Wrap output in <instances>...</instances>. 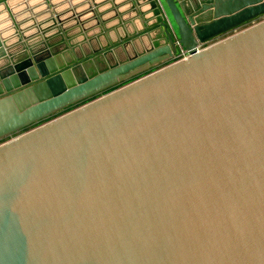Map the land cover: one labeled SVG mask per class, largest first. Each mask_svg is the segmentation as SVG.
Returning a JSON list of instances; mask_svg holds the SVG:
<instances>
[{"label": "water", "instance_id": "obj_1", "mask_svg": "<svg viewBox=\"0 0 264 264\" xmlns=\"http://www.w3.org/2000/svg\"><path fill=\"white\" fill-rule=\"evenodd\" d=\"M129 1L0 36V140L132 80L0 145V264H264V0Z\"/></svg>", "mask_w": 264, "mask_h": 264}, {"label": "crops", "instance_id": "obj_2", "mask_svg": "<svg viewBox=\"0 0 264 264\" xmlns=\"http://www.w3.org/2000/svg\"><path fill=\"white\" fill-rule=\"evenodd\" d=\"M0 3L6 5L5 11L0 13V36L5 42L16 41L21 36L36 38L35 34L50 25L53 18L63 21L60 26L64 30L63 35H58L53 42L67 36H71L70 40L74 42L83 41L87 35L86 41L93 46L105 45L106 34L112 39L118 34L123 35L121 20L128 21L126 27L130 32L134 27H142L135 11L130 9L129 0H17L15 13L7 7V0H0ZM146 7L143 5L142 9ZM130 18L132 21L128 20ZM52 31L55 29L46 34Z\"/></svg>", "mask_w": 264, "mask_h": 264}, {"label": "rangeland", "instance_id": "obj_3", "mask_svg": "<svg viewBox=\"0 0 264 264\" xmlns=\"http://www.w3.org/2000/svg\"><path fill=\"white\" fill-rule=\"evenodd\" d=\"M261 21H264V16H262V17H260V18H258V19H255L254 21H251V22H249V23L243 25V26L240 27V28H237V29H235V30H233V31H231V32H229V33H227V34H225V35H222V36H220V37L214 39L213 41H211V42L208 43L207 45H211V44L217 43L218 41H221V40H223V39L226 38V37H229V36H231V35H234V34L240 32V31H242V30H244V29H246V28H249V27H251V26H253V25H255V24L261 22ZM182 58H183V56L181 55V56L175 58L173 61L181 60ZM162 66H163V65H162ZM158 68H159V67H155V68H153V70L158 69ZM147 73H149V71L146 72V73H143L142 75H145V74H147ZM139 76H141V75H139ZM139 76H137V77H135V78H133V79H136V78H138ZM131 81H132V80H131ZM131 81H127V82H125V83H123V84H119V85H117L116 87H113V88H111V89H109V90H107V91H105V92H102V93H100V94L94 96L93 98H90V99H88V100H86V101H84V102H81V103L77 104V105L71 106V107L67 108L66 110H63V111H61V112H59V113H57V114H54V115H52L51 117H49V118H47V119H45V120H42V121H40V122H38V123H36V124H33L32 126H29V127H27V128H25V129H23V130H21V131L15 133V134L9 136V137H7V138H4V139L0 140V145L3 144V143H5V142H7V141H9L10 139L14 138V137L17 136V135L23 134V133H25V132H28V131H30V130H32V129H34V128H37V127L43 125L44 123H47V122L52 121V120H54V119H57V118H59V117L65 115V114H67V113H69V112H71V111H73V110H75V109H77V108H79V107L85 105L87 102H91V101H93V100H95V99H97V98H100V97L103 96V95H106V94H108V93H110V92H112V91H114V90H117V89H119L120 87L125 86L127 83H129V82H131Z\"/></svg>", "mask_w": 264, "mask_h": 264}, {"label": "clouds", "instance_id": "obj_4", "mask_svg": "<svg viewBox=\"0 0 264 264\" xmlns=\"http://www.w3.org/2000/svg\"><path fill=\"white\" fill-rule=\"evenodd\" d=\"M17 4V0H7V7L15 13V6ZM6 5L4 3H0V13L5 11Z\"/></svg>", "mask_w": 264, "mask_h": 264}, {"label": "built area", "instance_id": "obj_5", "mask_svg": "<svg viewBox=\"0 0 264 264\" xmlns=\"http://www.w3.org/2000/svg\"><path fill=\"white\" fill-rule=\"evenodd\" d=\"M183 56V58H185V55H182Z\"/></svg>", "mask_w": 264, "mask_h": 264}]
</instances>
